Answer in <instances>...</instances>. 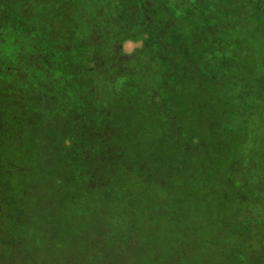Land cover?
Listing matches in <instances>:
<instances>
[{
	"label": "rangeland",
	"instance_id": "1",
	"mask_svg": "<svg viewBox=\"0 0 264 264\" xmlns=\"http://www.w3.org/2000/svg\"><path fill=\"white\" fill-rule=\"evenodd\" d=\"M34 1L37 0H0V22L16 21L30 30L26 37L33 36L43 43L49 37L52 43L61 44L63 48L52 50L55 54L52 58L59 62L60 68L71 70L64 71L67 72L65 74L83 77L82 86L78 88L86 93L81 94V102L87 107L91 120L101 119L106 124L105 117L119 106L129 105L127 100L135 105V109H143L145 106L154 108V101L157 99L152 93L154 89H149L154 77L159 76L153 70L156 62L150 61L147 36H140L135 42L120 43L110 31L119 26V23L112 21L109 16L98 19L101 13L116 11L113 7L115 0H60L58 6L61 13H56V16L45 15L48 11L41 10ZM167 1L176 8L175 0ZM250 1L253 0H245L244 3L241 1L240 9L238 3L232 8L226 3L225 7L218 10L217 15L223 17L224 12L225 18L234 21L242 13L241 9L251 12ZM18 2L21 4H17ZM182 10L184 8H178L176 14L182 15ZM80 19H83L82 22ZM241 23V27L236 26L230 31L231 35L237 33L236 38L214 43L210 41L202 46L205 59H233L228 67L225 64L219 66L222 78L213 76L222 79L221 85L225 89L231 88L230 95L235 96L240 93V89L239 85H233L236 81L231 76L240 70L241 75L247 74L244 67L248 64L256 66L257 71L262 70L261 65L264 64V58H260L264 55V23L256 24L251 19L241 20ZM107 30L109 36L100 42L102 37L108 35ZM227 36L229 35L226 34L225 37ZM79 40H83L86 45H93L76 47V41ZM43 43L40 47L45 50ZM101 43L103 52L100 53L103 58L97 59L96 52L93 54V51L100 48ZM15 58L20 62V71H28L22 68L23 59ZM26 67L31 68L29 65ZM155 68H158V64ZM28 74L29 71L26 75ZM248 80H244L245 83ZM128 82L141 88L128 87ZM257 85L264 86V79ZM256 96V91L250 92L244 101L248 105L254 104ZM237 105L234 102L232 107L237 110ZM195 107L202 106L199 103L193 104L191 108H184V111L188 114ZM205 107H209L208 104ZM7 108L13 109L11 106ZM262 111L263 114V107ZM224 124L231 130V127H241L243 120L239 116L233 117L232 121L226 118ZM3 126L6 128L4 124ZM188 126L186 124L185 127ZM247 128H251L254 140H249L248 145L244 146L248 150L247 153L244 152L242 162L245 170L239 173L236 170L235 175L230 177L234 182L230 185L224 183L227 177L223 174L224 170H217V166L211 162L216 148L222 146L226 138L224 134H219L220 141L215 145L217 139L212 135L215 129L209 124H202L197 133L191 131L189 126L188 134L183 132L185 128L178 134L180 136L183 132L182 137L187 134L192 138L190 143L195 148L194 158L191 160L193 167L175 172L166 188L155 184L141 187L139 179L132 174L131 179L122 184L125 185L122 191L124 198L119 197L120 195L111 198L103 193L100 201L105 204L98 203L91 208L92 212L88 210V205H80L79 194L72 206L65 205V212L57 217L56 213L51 218L40 213H26L22 207L24 192L22 194L17 191V186L11 188L8 182L0 183V264H95L97 252L82 251L83 248H89V245L82 247L79 241H75L71 248H67L63 243L64 232L59 234L55 231L54 225L58 221L63 225L66 222L67 226L74 228L75 222L68 219L69 213L66 214L72 208L77 213L73 216L80 218L79 221L82 222L75 234H79L80 229L81 232L89 231L93 237H115L120 242L135 234L124 264H264V141L261 139L264 137V118L258 115L248 119ZM0 131H3L1 126ZM2 153L5 157L13 158L10 147L6 146ZM20 157L18 165H26L27 156L19 154L18 158ZM64 157H68L71 162L78 159L73 152ZM80 159L84 164L86 157L81 156ZM87 160L90 164V156ZM38 168L36 178L31 173L19 175V183L20 179L25 181L35 178L38 187L31 199L33 201H43L49 192L47 186L52 183L49 171H44L45 167L42 165ZM78 174L81 178L76 173L71 175L75 195L77 191L91 193L92 188L104 189L103 182L91 178L89 182H84L85 175L80 170ZM18 186L20 190L23 189L21 185ZM242 191L250 199L246 198L241 202L237 195ZM61 206L57 208L62 209ZM131 221H134L133 226H130ZM71 232L74 229L67 231ZM91 253L95 255L89 258Z\"/></svg>",
	"mask_w": 264,
	"mask_h": 264
},
{
	"label": "trees",
	"instance_id": "2",
	"mask_svg": "<svg viewBox=\"0 0 264 264\" xmlns=\"http://www.w3.org/2000/svg\"><path fill=\"white\" fill-rule=\"evenodd\" d=\"M175 1L176 8L172 7L167 0H115L113 7L116 11L107 12L108 14L101 13L98 17L100 19L103 16H109L113 19L112 21L120 24V28L115 33L119 41L136 39L141 34L147 35L150 61L156 62L153 70L159 76L158 78L154 77L149 89H154L152 93L157 99L154 101V108L145 106L143 109H135L133 103L119 106L105 117L106 129L99 124L101 119L91 120L88 109L83 106L81 99L77 104L67 98L64 104L61 100L55 103V109H50V117H54L51 123L55 125L46 123L47 126H50L47 137L31 136L27 132L24 133V128L17 126L10 132L12 138L15 139V132L18 131L17 141L10 143L8 140L7 147L12 149L13 158L5 157L2 153L3 149L0 150V157L3 158L0 183L8 182L11 188L17 186V191L22 194L24 192L22 196L24 204L21 205L26 213H40L49 218L56 213L57 217L65 212L63 210L65 205L72 206L79 194L80 205H88V210L92 212L91 208L98 203L105 204L104 201H100L101 195L105 194L111 198L120 195L119 197L124 198L122 191L125 185L122 184L127 182V179H131L132 174L139 179L141 187L146 184H155L166 188L175 172L193 167L191 160L194 158L195 148L190 143L192 138L187 135L189 126L195 133L201 129L202 124L214 126L215 130L212 135H215L214 138L217 139L215 145L220 141L219 134H224L226 140L222 146L216 148L213 153L215 156L211 162L217 166V170L219 168L224 170L223 174L227 176L224 179L226 185L234 183L230 177L235 175L236 170H238L237 173L245 170V167H242V162L244 152L247 153L248 150L244 146L248 145L249 140H254L251 128H247V120L258 115L264 118V113L262 114L264 86L257 85L261 79H264V64L261 65L263 69L260 71L255 70L256 66L248 64L244 67L247 74L241 75L239 72L242 70L235 72L231 77L236 81L233 85H239L240 93H237L235 89L238 95H230L231 88L225 89L221 85L222 79L214 77L213 74L221 77L219 66L225 64L228 67L233 59H205L202 46L210 41L214 43L236 38L237 33L231 35L230 31L236 26L241 27V20L251 19L256 24L264 23V0L250 1L251 12L241 9L242 13L234 21L225 18L224 12L223 17L218 16V10L225 7L226 3L230 8L235 7L238 3V9H240V2L244 3L245 0ZM59 2L60 0H37L34 1V4L41 10L48 11L45 15L54 14L56 16V13H61L59 12ZM50 5L53 8H50ZM178 8H184L181 11L182 15L176 14ZM81 20L83 19L79 21ZM4 21L3 24L0 22V98L5 100L10 96L15 111H3L0 114V119L10 120L14 113L17 115V111L24 106H27L28 109H37L36 113L48 108V106H39L33 102L28 104L30 101L27 94H34V99L41 96L44 101L52 100L49 90L52 83L50 80L55 74L57 66L52 60H42L41 63L36 64L38 51L36 46L30 53L32 71L29 76L23 74L21 77V73L24 72L17 70L20 68L13 61L14 54H10L15 48V46L11 47L9 38L10 32L15 29V22ZM226 34L229 36L225 37ZM17 51L18 56L19 52L21 53V57L28 53L21 49ZM5 56L10 59H3ZM260 58L263 59L264 55ZM156 64H158L157 69L155 68ZM244 80H248V82L245 83ZM15 85L19 87L13 89L12 87ZM253 91L257 92L256 100L254 104L248 105L244 100L247 94ZM81 94L86 93L81 92ZM60 95L58 94V96ZM224 96L226 97L224 98ZM234 102L238 103L237 110L232 107ZM198 103L202 107L192 108L193 112L188 114L184 111V108H191L193 104ZM207 104L209 107H205ZM4 106V103L0 104V109ZM96 107L100 106L96 105ZM104 107L110 108L106 105ZM124 107L126 109H123ZM236 116L241 117L243 125L236 128L231 127V130L225 127L224 119L232 121ZM38 120L40 123L45 118L40 116ZM186 124L189 126L185 127ZM182 130L187 132L184 137L181 136L183 132L178 136ZM261 139L264 141V137ZM64 140H69L78 151L90 155L91 165H83L81 173L85 175L86 181L91 178L97 182H103L104 189L103 187L92 188L91 193L77 191L75 195L70 186L71 182L67 179L68 169L62 167L61 170L50 172L54 178H51L52 183L47 186L49 187L47 197L43 198V201L31 200L38 187L35 183V178L38 175L37 167L42 165L51 168L52 163L62 153L61 143ZM19 154L27 156L26 165H18L17 162L21 160V157L18 158ZM21 173H31L35 178L25 181L20 179L19 183ZM18 184L23 187L22 190ZM42 186L46 185L42 184ZM143 191H147V189H143ZM237 197L241 198V202L246 198L250 199L243 191L239 192ZM58 206H61L62 209L57 208ZM137 208L140 209L139 206ZM68 213L70 214L68 219L75 222L74 228L67 226L66 222L63 225L58 221L54 225L55 231L59 234L64 232V246L71 248L75 241H79L82 247L89 245V248L82 249L83 252H97L94 257L95 264H115V262L124 264L127 251L135 239L134 233L124 242L116 240L115 237H93L89 231L81 232L80 229V233L75 234V230L82 226V222L79 221L80 218L73 216L74 213L77 214L73 208L66 212V214ZM131 222L130 226H133L134 221ZM72 229L74 232L67 233ZM54 242L57 243V241ZM91 254L89 258L95 255Z\"/></svg>",
	"mask_w": 264,
	"mask_h": 264
},
{
	"label": "flooded vegetation",
	"instance_id": "3",
	"mask_svg": "<svg viewBox=\"0 0 264 264\" xmlns=\"http://www.w3.org/2000/svg\"><path fill=\"white\" fill-rule=\"evenodd\" d=\"M12 22H15V25L13 24L15 29L13 30V32H10L11 36L9 38L11 39V43H10L11 47L15 46V48L13 49V51L10 52V54H14V56H13L14 60L13 61L17 64H19V61H17V59L15 57H20V59L21 58L23 59L21 62V63H24L22 65L23 66L22 68H26V70L29 71V74L27 76L30 75L32 68L30 69V68L26 67V65L30 66V56H31L30 53L32 52V49L36 46L38 49L37 55H36V58H37L36 64L41 63L40 60L42 58L43 61L52 60L54 62V64L57 66V68H55V72H54L55 74L52 75V78L50 80L52 83H51V87L49 88V90L51 91L50 97L52 100L44 101L43 97H41V96L34 99L35 98L34 94H27V97L30 101L28 104H32V102H33V104H37L39 106L45 105V107L48 106V108H46L45 110H40V113H36L37 109H31V108L28 109L27 106H24L23 107L24 109L23 108L19 109V111H17L18 114L16 115V113H14V115L12 116V118L10 120H1L0 119V126L3 128V131H0V146H1L0 150L4 149L8 145V143H9L8 140H10V143H15L17 141L18 131L15 132V139L16 140L14 138H12V135L10 133L12 130H14L17 127L18 128H24V133L27 132V134H31V136L41 135L43 137H47V134L50 130V126H47L46 123H50V124L55 125L54 123H51L54 120V117L53 116L50 117V114H49L50 109H55L56 108V107H54L55 103H57L61 100H63V104H64L66 102L67 98H68V100L70 98L71 102H73V103L77 102V104H79V101L81 99V89H79L78 87L82 86V80H83V77H80L77 74H70V73L65 74L67 72H64V71H66V70L71 71V70L68 68H65V67L60 68L59 62L57 60H53L52 56L55 54L52 52V50L63 48L61 46V44L52 43L50 40L51 38H49V37L46 38L45 43H43L40 39H38V40L35 39V37H33V36L32 37L31 36L26 37L25 35H28L30 30H26L24 28V26L18 24L16 21H12ZM26 22L27 21H25V24H28ZM32 27H34V23H32ZM117 27L115 29L110 30L114 37H116L115 33L120 28V26L118 28ZM108 30L106 31L108 33V35H105L104 37H102V40L100 42L106 40V38L109 36ZM143 35H145V34L139 35L138 37H136V39H131V40L127 39L125 41L135 42L140 36H143ZM145 36H147V35H145ZM116 39H117V37H116ZM46 41L48 44L46 43ZM82 41H80V40L76 41V44H77L76 47H80V48H82V46L91 47L93 45V44H91V45L87 44L86 45V43L82 42ZM117 41L120 43L125 42V41H119L118 39H117ZM41 43H43L42 46H45V50H42V48L40 47ZM102 45L103 44L101 43L100 48L93 51V54L96 52L95 56L97 59H99L101 57L103 58L102 53H100V52H103ZM18 49L26 50L28 53L24 54V56L21 57L20 56L21 53L19 52V56H18V53H17ZM141 51L142 50H140L139 53H141ZM38 58H40V60ZM3 59H10V58L8 56H5V58H3ZM31 64H33V63L31 62ZM104 64H105V62H104ZM7 69H8V67H7ZM17 70H20V69H17ZM28 71H25L23 74L25 75ZM62 72L64 74H62ZM84 79H86V77ZM128 84H129V82H128ZM131 86H133V85H131V84L128 85V87H131ZM18 87H19L18 85H15L12 88L16 89ZM136 88H141V87L140 86H133V89H136ZM58 94H61V95L58 96ZM7 98H8V101H6ZM7 98L5 100L4 99L1 100V98H0V104H3V103L6 104L2 109H0V114L3 113V111L10 112L11 109L9 110L7 108V106H11L12 108H14L11 101H10V96ZM127 102L129 104L132 103L130 100H127ZM58 108H59V106H58ZM14 110L15 109H12L11 112H14ZM40 116H41V118H45V120L43 122L39 123L38 118ZM36 118H37V121H36ZM12 119H13V121H12ZM3 124L6 126V128H4ZM99 124L102 127L103 126L107 127V123L104 124L100 121ZM25 126H26V128H25ZM95 133L97 134V132H95ZM58 144H60L59 141H58ZM61 147H62L61 148L62 153L56 159V161H54L52 163V167L51 168H48L45 166H42V167H45L44 171H46V172L49 171V173L51 171L61 170L62 167H66L68 169L67 179L71 182L70 186L72 187L73 182L71 180V175L76 173L78 175V177L81 178L78 174V170H80V172H81V168L83 167V165L84 166L91 165V157L89 160L90 161V164H89L87 158L90 155L86 154L85 152L78 151L77 148L69 140H64L61 143ZM71 152L77 154V156H78V159L74 162H71L68 157H64L65 154H69ZM81 154H83V155H81ZM80 155L82 157L83 156L86 157V161L84 164H82L83 162L80 159L81 158ZM2 159L3 158L0 157V170H1V165H2V161H3ZM37 169H39V168L37 167ZM50 175L52 176L51 178H54L53 174L50 173ZM85 181L86 180H85V176H84V182ZM79 182H81V180H79ZM87 182H89V180ZM4 183H5V181H4Z\"/></svg>",
	"mask_w": 264,
	"mask_h": 264
}]
</instances>
